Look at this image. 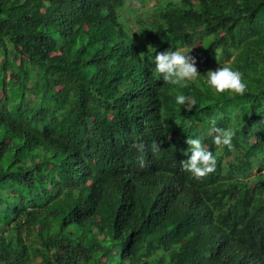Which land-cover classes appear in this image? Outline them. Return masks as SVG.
Segmentation results:
<instances>
[{"label":"trees","instance_id":"trees-1","mask_svg":"<svg viewBox=\"0 0 264 264\" xmlns=\"http://www.w3.org/2000/svg\"><path fill=\"white\" fill-rule=\"evenodd\" d=\"M185 47L201 78L156 80L154 48ZM219 66L245 94L207 87ZM262 170L264 0H0V264H260Z\"/></svg>","mask_w":264,"mask_h":264},{"label":"clouds","instance_id":"clouds-1","mask_svg":"<svg viewBox=\"0 0 264 264\" xmlns=\"http://www.w3.org/2000/svg\"><path fill=\"white\" fill-rule=\"evenodd\" d=\"M154 51L153 76L156 80H162L163 84L166 85L187 87L190 83L201 78L200 73L197 71L196 58L190 55L191 50H173L169 48L156 52L154 48ZM204 79L207 87L216 94L234 93L243 95L247 90V84L242 73L229 66H219L214 70H208ZM174 99L176 105L184 106L185 111H191L197 103L194 98H189L180 93H177ZM161 111L163 112V109ZM207 131L209 134L215 133L212 137L214 144L232 146L235 134L232 128L217 127L216 121L211 120ZM185 142L188 146L186 149L188 155L186 160L180 161L181 168L195 177H203L213 172L216 167V156L204 147L201 137L199 135L187 137ZM261 174H264V170ZM168 182L177 184L178 178L173 177ZM159 184L160 182L157 181L152 184L150 203L157 204L159 200L156 194ZM232 251L239 257L256 254V252L246 249H232ZM263 262L264 259L261 257L260 264H263Z\"/></svg>","mask_w":264,"mask_h":264},{"label":"rangeland","instance_id":"rangeland-1","mask_svg":"<svg viewBox=\"0 0 264 264\" xmlns=\"http://www.w3.org/2000/svg\"><path fill=\"white\" fill-rule=\"evenodd\" d=\"M153 4H154V3H150L149 6H148V8L152 7ZM198 45H199V43H197V44L195 45V47L198 48ZM187 49H188V48L185 47V48H182L181 50H187Z\"/></svg>","mask_w":264,"mask_h":264}]
</instances>
